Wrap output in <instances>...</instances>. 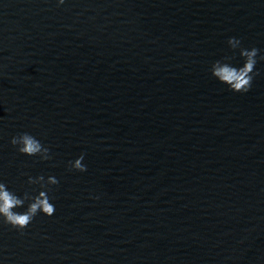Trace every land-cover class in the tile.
<instances>
[{"label":"water","instance_id":"1","mask_svg":"<svg viewBox=\"0 0 264 264\" xmlns=\"http://www.w3.org/2000/svg\"><path fill=\"white\" fill-rule=\"evenodd\" d=\"M233 37L247 93L211 73ZM261 57L264 0H0V182L59 181L52 216L0 223V264H264Z\"/></svg>","mask_w":264,"mask_h":264},{"label":"clouds","instance_id":"2","mask_svg":"<svg viewBox=\"0 0 264 264\" xmlns=\"http://www.w3.org/2000/svg\"><path fill=\"white\" fill-rule=\"evenodd\" d=\"M65 0H57V4L63 5ZM228 44L232 49L240 48V40L236 38H229ZM258 49L252 48L250 50L240 48V56L244 58V63L241 67L233 66L229 61L232 57L226 56L223 61L217 60L211 66L212 75L222 84L236 93H247L253 82L254 69L257 63ZM264 59V57H261ZM11 145L16 147L17 151L27 156H39L41 160H49L50 149L45 147L37 138L29 133L18 134L13 136L10 140ZM84 154L82 153L77 159L69 162V170L79 172L87 171L86 165L82 163ZM29 184H40L42 189L38 195L30 196L25 193L23 198L17 196L14 192L10 191L7 186L0 182V223L10 225L13 229L23 232L33 219L40 213L46 216H52L55 212V206L50 203V197L47 192L51 191L48 185H57L59 181L54 176H49L47 181L43 176L37 178L29 177ZM23 212H17L15 209L25 206Z\"/></svg>","mask_w":264,"mask_h":264}]
</instances>
